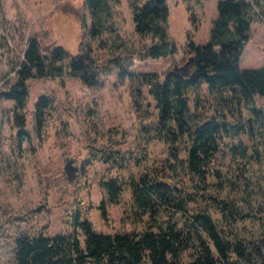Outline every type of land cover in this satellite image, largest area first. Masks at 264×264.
Masks as SVG:
<instances>
[{
  "label": "trees",
  "instance_id": "trees-1",
  "mask_svg": "<svg viewBox=\"0 0 264 264\" xmlns=\"http://www.w3.org/2000/svg\"><path fill=\"white\" fill-rule=\"evenodd\" d=\"M87 1L94 17L90 32L99 36L109 25L112 0ZM217 10L209 40L187 42V69L178 66L161 73L129 72L122 66L119 72L128 74L134 84L140 124L150 138L147 142L157 140L166 145L161 148L164 156L158 167L145 163L151 158L147 156L150 148L133 155L144 166L128 183L133 204L148 214L145 228L99 231L77 210L68 232L20 233L6 241L5 264H264V196L253 188V179L247 174L249 164L264 154V148H257L254 142L256 131L264 138V104L257 98L264 97V65H239L240 54L252 35V22L264 21V0H218ZM168 14L166 0L133 4L135 31L153 40L140 53L141 58L177 52L168 29ZM84 39L75 52L60 43L45 48L36 34L27 39L14 80L0 89V111L7 108L12 112L18 148L24 139L42 134L46 110L52 105L48 94H40L31 111L33 126L26 125L29 79L75 75L84 85L99 84L96 57ZM145 89L156 110H148L151 103L145 100ZM1 101H12L13 105L5 106ZM209 107L214 113H209ZM241 134L249 135L252 142L240 138L233 140L230 148H221L222 135L234 139ZM100 150L105 161L121 158L127 151ZM225 152L231 155L232 173L217 169L216 178L208 184L210 190L202 193L204 200L190 210L184 194L185 177L210 178L211 166L218 154ZM123 183L120 176L100 180L109 202L120 201ZM99 208L105 217V200ZM245 220L253 221L255 227L246 225ZM196 239L199 242L189 260L186 249Z\"/></svg>",
  "mask_w": 264,
  "mask_h": 264
},
{
  "label": "rangeland",
  "instance_id": "rangeland-1",
  "mask_svg": "<svg viewBox=\"0 0 264 264\" xmlns=\"http://www.w3.org/2000/svg\"><path fill=\"white\" fill-rule=\"evenodd\" d=\"M144 1L112 0L108 27L103 34L93 36L90 28L94 17L87 0H0V89L14 80L26 41L33 34L45 48L60 43L72 52L85 38L93 48L100 70V82L93 87L84 85L75 75L29 79L26 125L33 126L31 111L40 94H48L52 105L46 110L42 134L32 140L24 139L21 148L17 145L12 112L7 108L0 111V264H5L6 241L20 233L68 232L73 228L77 210L82 218H90L99 231L145 228L148 214L133 204L128 183L144 166L133 155L142 148H150L147 156L151 158L145 163L149 161V165L158 167L164 156L161 148L166 145L157 140L147 142L150 138L140 124L141 111L135 103L134 84L128 74L119 72L122 66L129 72L161 73L182 65L188 58L187 42L209 40L213 19L218 14V0H166L168 29L178 50L172 55L141 58L140 53L153 41L150 35L135 31L133 4ZM251 32L240 54L241 67L264 65V21H253ZM257 98L259 104H264V97ZM145 100L151 103L148 110H156L155 101L146 89ZM1 102L5 106L13 105L12 101ZM207 110L214 113L211 107ZM240 138L252 142L249 135L241 134L234 139L222 135L221 148H230L233 140ZM263 140L256 131L257 148H264ZM100 148L127 151L121 158L105 161ZM68 159L77 168L72 180L65 171ZM249 165L251 185L264 196V154ZM219 168L229 175L232 173L229 153L218 154L210 178L185 177L184 194L190 210L200 206L205 198L202 193L210 190L208 184L216 178L215 171ZM111 176H120L124 181L118 203L108 201L107 192L100 184L102 178ZM234 186L237 188V183ZM102 200L106 201L105 217L99 208ZM178 218L182 223L184 218L180 213ZM244 223L255 227L251 220ZM80 236L84 238L82 233ZM198 242L197 239L189 242L187 259L194 256Z\"/></svg>",
  "mask_w": 264,
  "mask_h": 264
},
{
  "label": "water",
  "instance_id": "water-1",
  "mask_svg": "<svg viewBox=\"0 0 264 264\" xmlns=\"http://www.w3.org/2000/svg\"><path fill=\"white\" fill-rule=\"evenodd\" d=\"M158 4L163 3L165 0H155ZM189 63V60L185 61L182 65H174L173 68L177 69L178 66L182 67V68H188L186 65ZM76 167L72 166V160L68 159L65 165V171L67 173L68 179L72 180L75 176H76Z\"/></svg>",
  "mask_w": 264,
  "mask_h": 264
}]
</instances>
